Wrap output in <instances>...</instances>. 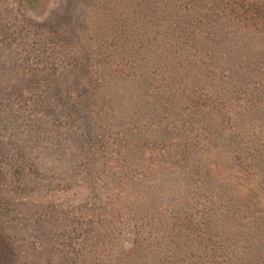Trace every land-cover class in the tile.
I'll return each mask as SVG.
<instances>
[{
    "label": "rangeland",
    "instance_id": "374dc122",
    "mask_svg": "<svg viewBox=\"0 0 264 264\" xmlns=\"http://www.w3.org/2000/svg\"><path fill=\"white\" fill-rule=\"evenodd\" d=\"M211 258H264V0H0V264Z\"/></svg>",
    "mask_w": 264,
    "mask_h": 264
},
{
    "label": "trees",
    "instance_id": "16d2710c",
    "mask_svg": "<svg viewBox=\"0 0 264 264\" xmlns=\"http://www.w3.org/2000/svg\"><path fill=\"white\" fill-rule=\"evenodd\" d=\"M220 16L224 17L223 12H218ZM247 20V18L245 17ZM195 24H190L189 28L192 27L197 31V35L199 36L202 33L201 27H199V24L205 23V19L201 16L198 15L196 19ZM187 25V24H186ZM243 26L246 27V24L243 23ZM194 31V30H193ZM151 73V72H150ZM153 73V72H152ZM153 75V74H152ZM163 130L168 131V126L166 125ZM173 148V152L171 153L172 155L169 156L168 158H163L162 163L164 164H170L171 168L174 169L172 170V175H175L176 173H179L180 171H176V165L178 163H183L184 160L189 159L188 155L190 154L191 150H194L188 142L184 141L182 147H178L177 144L173 145L171 142L164 143L163 146H160L158 151L162 154H168V152L171 151ZM168 156V155H167ZM181 165V164H180ZM186 166L190 165L189 163L185 164ZM170 176V177H171ZM218 197V196H217ZM224 196H219L218 197V202L221 203L222 198ZM190 225V221L188 223ZM204 221L200 222L199 225H193L192 230L188 228L189 225L185 227L178 226L177 224L172 227L171 230V235L168 236L167 241L164 242V256L166 258H182V259H187V258H201L203 251L205 250L204 247H196L197 244H200L199 242L203 239H207L206 237L210 236V233L204 228L205 227ZM248 224V222H247ZM259 226L258 228L256 226H250L248 228L249 231L246 232L247 238H244L245 242H249V237L251 236H258L259 232ZM191 239V243L196 244L193 246L192 244H189L188 241ZM212 259H218L219 262H213V263H208V264H264V258H249V260H246L247 258H211ZM205 264V263H203Z\"/></svg>",
    "mask_w": 264,
    "mask_h": 264
}]
</instances>
